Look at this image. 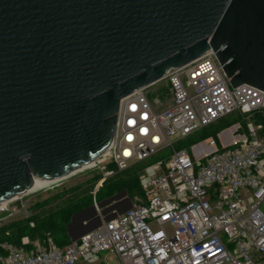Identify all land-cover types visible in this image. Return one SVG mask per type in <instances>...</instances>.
Segmentation results:
<instances>
[{"label": "water", "instance_id": "obj_1", "mask_svg": "<svg viewBox=\"0 0 264 264\" xmlns=\"http://www.w3.org/2000/svg\"><path fill=\"white\" fill-rule=\"evenodd\" d=\"M210 49L264 91V0H0V203L109 152L121 101ZM88 212L72 241L101 225Z\"/></svg>", "mask_w": 264, "mask_h": 264}, {"label": "built area", "instance_id": "obj_2", "mask_svg": "<svg viewBox=\"0 0 264 264\" xmlns=\"http://www.w3.org/2000/svg\"><path fill=\"white\" fill-rule=\"evenodd\" d=\"M163 81L166 92L150 98L147 88ZM152 85L121 101L110 150L93 166L121 171L172 148L145 168L143 197L64 247L50 235L3 243L0 264H100L104 252L120 264H264V135L253 121L264 112V91L232 87L212 50ZM161 95L170 98L164 108ZM235 114L245 128L239 120L218 137L175 148Z\"/></svg>", "mask_w": 264, "mask_h": 264}, {"label": "rangeland", "instance_id": "obj_3", "mask_svg": "<svg viewBox=\"0 0 264 264\" xmlns=\"http://www.w3.org/2000/svg\"><path fill=\"white\" fill-rule=\"evenodd\" d=\"M158 88L160 89V91L166 92L167 90L166 82L163 81L160 84H155L148 87L147 91L150 93V98L156 97L155 93L157 92ZM161 99L162 102L160 103L159 106L161 108H164L169 103L168 101L170 100V98L167 95L164 97L161 95ZM227 118H224L218 121L217 123H214L208 127H205L193 133L184 140L176 143L175 148L189 149L192 145L202 140H206L209 137H218L219 132L228 127L227 124H225L224 122L225 119ZM171 153H172V148H167L137 164H139V166L147 167L159 161H166L171 155ZM110 164L111 163H107V162L103 164L102 162L100 163L97 162V165L95 167H93L94 166L93 165L92 167L85 168L82 171H79L73 174L72 176L59 181L58 183L52 185L51 187L27 193L17 199L10 201L5 208L0 209V228L6 225H12V224L20 225L23 223L25 224L27 222H29L31 226H34L35 225V221H33L34 218L36 219L40 218L42 221L43 218L46 216V214L49 213L51 209L55 208L57 205L63 204L64 201H66L67 199L80 194H84L86 192L89 193V197L91 201H93L92 205H95L96 207V214L92 212H88L85 215L86 217L84 216V218H87L86 219L88 220L87 222L92 221L93 223L97 220V217H99V219L102 222L103 220H106V217L108 215L113 214L114 212L119 213L120 211L125 210L128 206V201L125 200V198H130L127 195L125 196V198L122 197L120 200L117 199L115 202L116 203L118 202L119 205L115 206L112 210L107 211L108 208L106 207H108L110 204H107L103 207H99V203L104 201L101 200L102 194L106 193L109 187L117 184L127 175V173H123L114 180L112 179L111 181L103 185L105 180H110V178H112V176L114 175L108 173L111 171L114 172V169L113 170L110 169L109 166ZM129 168L130 167L125 168L123 169V171L125 170L128 171ZM99 189L100 191L98 194L97 192ZM97 196L99 201L97 200ZM142 197L143 195L140 198ZM136 198L139 197H135V199ZM131 201L133 202L132 199ZM112 203H114V201ZM77 229L78 231L82 230L81 227ZM28 240L31 241L30 238H28ZM100 257H101L100 264H107V263L120 264L119 259L110 253L104 252Z\"/></svg>", "mask_w": 264, "mask_h": 264}, {"label": "trees", "instance_id": "obj_4", "mask_svg": "<svg viewBox=\"0 0 264 264\" xmlns=\"http://www.w3.org/2000/svg\"><path fill=\"white\" fill-rule=\"evenodd\" d=\"M242 121L245 128L246 121H243L238 114L231 115L225 119V124L227 126L233 125L237 121ZM253 121L256 124H261L263 130L261 135H264V112L256 113L253 116ZM110 169H114L115 174L110 178V180H105L103 185L107 182L114 180L123 173H127L126 177L122 179L117 184L109 187L108 191L101 196V200L108 199L115 194L125 191L127 196L133 201L135 197H141L144 195L140 177L145 171V166H139V164H134L130 166L129 170L119 171L115 163H111ZM101 189V188H100ZM98 190V194L99 191ZM98 200V196H97ZM99 201V200H98ZM93 201L89 197V193L80 194L64 201L63 204L57 205L55 208L51 209L49 213L41 221L40 218H34L35 225L31 226L29 222L23 224H12L6 225L0 228V254H5V251L1 248V244L10 243L15 246H21L24 237L30 238V243L32 244L36 240L43 241L48 235L52 237L54 242L59 247H64L68 245L70 241V236L68 234V224L74 214L77 212L91 206ZM30 247V246H29Z\"/></svg>", "mask_w": 264, "mask_h": 264}, {"label": "bare ground", "instance_id": "obj_5", "mask_svg": "<svg viewBox=\"0 0 264 264\" xmlns=\"http://www.w3.org/2000/svg\"><path fill=\"white\" fill-rule=\"evenodd\" d=\"M210 50H211V49H210ZM96 161H97V159H96ZM96 161H93V162H91L90 164L81 167L78 171L73 172L72 174H70V176H72L74 173H77V172H79V171H82V170L85 169V168L92 167V166L95 164ZM70 176H67V175H66V176H63V177H61V178L52 179V180H50V181L43 182V183L34 182L33 186H32V187H31V188H30L25 194L30 193V192H34V191H37V190L45 189V188H48V187H51L52 185H55V184L58 183L59 181L65 179V178H68V177H70ZM25 194H24V195H25ZM18 198H19V197H18ZM14 199H17V198H14ZM14 199H13V200H14ZM10 201H12V200H10ZM10 201L0 203V209L5 208L6 205H7Z\"/></svg>", "mask_w": 264, "mask_h": 264}, {"label": "crops", "instance_id": "obj_6", "mask_svg": "<svg viewBox=\"0 0 264 264\" xmlns=\"http://www.w3.org/2000/svg\"><path fill=\"white\" fill-rule=\"evenodd\" d=\"M125 198V197H124ZM125 200H126V198H125ZM119 205V203L116 205V206H118ZM70 236V235H69ZM72 242V239L69 241V243L68 244H70Z\"/></svg>", "mask_w": 264, "mask_h": 264}]
</instances>
